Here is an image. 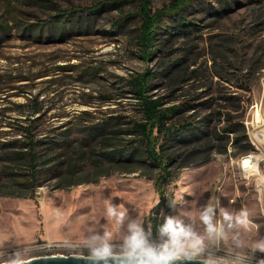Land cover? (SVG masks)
I'll list each match as a JSON object with an SVG mask.
<instances>
[{
	"label": "rangeland",
	"instance_id": "obj_1",
	"mask_svg": "<svg viewBox=\"0 0 264 264\" xmlns=\"http://www.w3.org/2000/svg\"><path fill=\"white\" fill-rule=\"evenodd\" d=\"M54 1L62 8L97 1L102 6L78 13L54 30V11L47 3L0 0V143L24 140L28 128L34 139L43 140L39 149L44 150L46 142L65 131L77 132L78 126L115 116L123 124L137 119L136 100L118 82L147 70L156 72L149 96L161 99L162 107L186 105L171 120L182 116L210 134L195 151L175 146L167 150L173 155L167 165L173 180L164 184V195L195 193L200 197L196 201L184 195L189 202L184 211L193 215L210 196L237 211L244 205L252 220L248 235L264 236V202H258L233 167L241 154L255 150L246 125L259 118L258 112L264 115V0H227V5L191 0L180 13L189 22L187 30L176 26L179 16L166 15L147 60L134 40L138 0ZM148 1L154 12L171 0ZM228 115L231 122L244 125L250 150L245 151L234 133L222 131ZM6 164L0 160V239H11L8 250L15 242H50L59 249L67 239L82 238L85 222H103L109 196L133 216L158 215L160 209L176 214L167 197V204L152 209L159 196L157 171L148 166L136 172L110 168L96 184L56 188L69 180L64 174L46 180L27 198L4 195L21 194L13 181L19 177L2 175ZM54 208L62 213L55 222ZM156 221V226L162 222Z\"/></svg>",
	"mask_w": 264,
	"mask_h": 264
},
{
	"label": "trees",
	"instance_id": "obj_2",
	"mask_svg": "<svg viewBox=\"0 0 264 264\" xmlns=\"http://www.w3.org/2000/svg\"><path fill=\"white\" fill-rule=\"evenodd\" d=\"M38 1L47 3L54 11L52 16L54 24L51 26L54 30L61 29L64 23L78 13L93 12L102 6V2L97 1L86 6L62 8L54 0ZM190 1L171 0L168 5L152 12L148 0H138L136 11L138 26L134 40L144 60L149 59L154 53L155 35L164 25L166 15L179 16L176 26L181 31L187 30L189 22L180 13ZM221 1L226 5L228 3L227 0ZM155 77L156 72L147 70L132 74L118 82L121 90L127 89L133 95L139 111V118L130 120L126 124L121 123L119 117L115 116L95 124L78 126L77 132L73 130L76 134L74 137H72L73 131L69 133L65 131L61 137L46 142L44 150L39 149L43 140L34 139L32 134H29L28 128H25L24 140L0 143V160L7 162L5 169L1 171L2 175L19 177L20 180L13 181L21 191V194L4 195L31 198V194L46 180L64 177V174L69 180L66 183H59L56 188L88 182L96 184L99 177H105L110 173V168L117 167L116 169L124 172H136L139 167L148 166L152 171H157L154 183L160 198V204L156 208L153 206L152 209L157 211L164 203L167 204L164 184L173 180L171 172L167 170L173 155L167 150L175 146L181 149L192 148L191 151H195L194 146H197L201 140L210 138V134L182 116L174 121L171 120L180 111H185L186 105L162 107L161 99L151 98L148 93L151 90V81ZM83 114L89 113L84 111ZM228 120L229 123L222 131L225 134L234 133V139L244 143L245 151L250 150L242 122H231L229 115ZM218 135L224 138L222 134ZM82 173L84 174L78 180L76 177ZM155 222L157 221H153V234L156 233Z\"/></svg>",
	"mask_w": 264,
	"mask_h": 264
},
{
	"label": "clouds",
	"instance_id": "obj_3",
	"mask_svg": "<svg viewBox=\"0 0 264 264\" xmlns=\"http://www.w3.org/2000/svg\"><path fill=\"white\" fill-rule=\"evenodd\" d=\"M257 115L258 119L246 125L255 150L241 154L233 167L254 190L258 202H264V115ZM185 194L193 201L200 198L192 192L166 195L169 209L176 214L160 209L158 215L152 212L149 216H133L109 196L103 222H85L82 238L67 239L59 249L50 242H15L11 250L6 248L11 239H0V264H50L54 257L73 264H264V236L248 235L252 220L246 206L237 211L222 206L218 196H210L193 215L184 211L189 203ZM159 204L160 198L154 208ZM61 215L54 208L53 222ZM155 220L162 222L154 238Z\"/></svg>",
	"mask_w": 264,
	"mask_h": 264
},
{
	"label": "water",
	"instance_id": "obj_4",
	"mask_svg": "<svg viewBox=\"0 0 264 264\" xmlns=\"http://www.w3.org/2000/svg\"><path fill=\"white\" fill-rule=\"evenodd\" d=\"M50 264H73L70 260L65 261L63 258L59 257H54L51 261Z\"/></svg>",
	"mask_w": 264,
	"mask_h": 264
},
{
	"label": "built area",
	"instance_id": "obj_5",
	"mask_svg": "<svg viewBox=\"0 0 264 264\" xmlns=\"http://www.w3.org/2000/svg\"><path fill=\"white\" fill-rule=\"evenodd\" d=\"M263 215H264V210H263Z\"/></svg>",
	"mask_w": 264,
	"mask_h": 264
}]
</instances>
